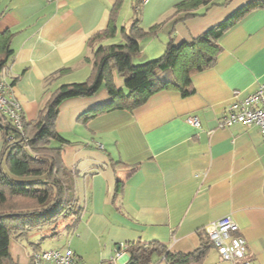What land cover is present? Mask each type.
Returning <instances> with one entry per match:
<instances>
[{"label": "crops", "instance_id": "crops-1", "mask_svg": "<svg viewBox=\"0 0 264 264\" xmlns=\"http://www.w3.org/2000/svg\"><path fill=\"white\" fill-rule=\"evenodd\" d=\"M182 1L149 0L135 12L137 0H0V32L12 34L14 52L4 78L15 82L10 94L27 123L57 88L88 81L96 47L120 43L122 29L134 21L146 31L159 26L139 41L132 59L138 65L249 3L262 4L221 38L216 64L192 77L191 96L161 91L134 110L103 111L86 121V113L110 103L104 87L60 105L55 131L68 141L61 160L80 207L76 219L61 224L71 223L68 248L78 264L90 249L107 264L121 246L134 243L190 253L206 227L223 217L237 224L250 264H264V138L255 126H219L230 104L264 84V0H217L186 19V11L175 10ZM111 18L114 37L93 43ZM115 82L124 88L120 75ZM5 156L0 130V159Z\"/></svg>", "mask_w": 264, "mask_h": 264}, {"label": "trees", "instance_id": "trees-1", "mask_svg": "<svg viewBox=\"0 0 264 264\" xmlns=\"http://www.w3.org/2000/svg\"><path fill=\"white\" fill-rule=\"evenodd\" d=\"M216 2L185 0L177 4L175 10L186 11L183 17L186 19L195 16L193 11L199 7L209 9L217 6ZM260 6L262 4L258 2L249 3L199 37L179 45L170 43L161 57L138 65H134L132 59L139 54V41L155 33L159 26L146 31L139 26L138 20L134 21L127 32L122 29L120 43L96 47L88 81L62 85L51 93L36 120L30 123L24 121L23 135L6 118H0L6 148L5 160L0 159V264H14L10 255L12 239L42 229H49V236L56 237L61 223L79 216L73 175L65 169L61 160L62 148L68 141L55 131L58 110L63 102L94 96L104 87L111 98L110 103L86 113L82 117V121H86L103 111L134 110L161 91H176L183 98L189 97L194 94L192 77L216 64L221 53V38ZM115 30L111 18L108 27L93 37L92 42L113 38ZM11 38L9 31L0 32L2 78L14 54ZM116 74L123 79V89L116 85ZM14 83L6 82L7 92ZM203 235L198 249L186 254L171 253L154 244L138 243L127 244L126 253L134 264H205L209 251L214 247L206 233ZM153 254L158 256L156 262H153Z\"/></svg>", "mask_w": 264, "mask_h": 264}, {"label": "built area", "instance_id": "built-area-1", "mask_svg": "<svg viewBox=\"0 0 264 264\" xmlns=\"http://www.w3.org/2000/svg\"><path fill=\"white\" fill-rule=\"evenodd\" d=\"M50 1V0H47ZM149 0H137L134 11L148 3ZM238 93H234V99ZM6 118L12 127L23 135L24 119L20 105L7 92L5 79L0 77V118ZM188 122L198 127L197 119H189ZM255 126L264 138V84H260L257 90L248 95L242 101L236 100L227 108L226 116L219 121L220 127H230L233 124ZM209 241L212 243L217 255L218 264H250L246 259L247 246L244 238L239 234L237 224L230 217H223L211 223L205 229ZM126 254V245L121 246L107 264H129ZM32 264H78L74 254L69 248H54L35 252Z\"/></svg>", "mask_w": 264, "mask_h": 264}, {"label": "rangeland", "instance_id": "rangeland-1", "mask_svg": "<svg viewBox=\"0 0 264 264\" xmlns=\"http://www.w3.org/2000/svg\"><path fill=\"white\" fill-rule=\"evenodd\" d=\"M63 224V223H62ZM59 226V235L56 237L49 236V229H42L40 231H33L25 236L14 238L10 243V255L14 264H32V257L35 252L40 250H49L54 248H68L73 249L71 244L73 228L71 223ZM158 260V256H155L153 262ZM219 256L214 250H210L205 264H218ZM79 264H101L98 261L97 254L90 249L88 255L85 254L84 259Z\"/></svg>", "mask_w": 264, "mask_h": 264}, {"label": "water", "instance_id": "water-1", "mask_svg": "<svg viewBox=\"0 0 264 264\" xmlns=\"http://www.w3.org/2000/svg\"><path fill=\"white\" fill-rule=\"evenodd\" d=\"M129 264H134L133 262H129Z\"/></svg>", "mask_w": 264, "mask_h": 264}]
</instances>
